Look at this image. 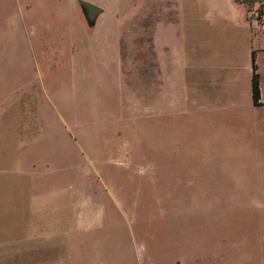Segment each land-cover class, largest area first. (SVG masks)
Instances as JSON below:
<instances>
[{
    "label": "rangeland",
    "instance_id": "1",
    "mask_svg": "<svg viewBox=\"0 0 264 264\" xmlns=\"http://www.w3.org/2000/svg\"><path fill=\"white\" fill-rule=\"evenodd\" d=\"M86 1L102 8L93 26L78 0H0V155L17 144L21 156L53 159L64 179L78 175L80 226L64 221L65 264H264V109L251 103L242 32L200 23V5L235 7ZM249 9L261 34L264 0ZM237 62L239 87L196 109L187 91ZM254 62L264 90V52ZM11 194L0 185V203ZM9 249L0 264H46Z\"/></svg>",
    "mask_w": 264,
    "mask_h": 264
},
{
    "label": "crops",
    "instance_id": "2",
    "mask_svg": "<svg viewBox=\"0 0 264 264\" xmlns=\"http://www.w3.org/2000/svg\"><path fill=\"white\" fill-rule=\"evenodd\" d=\"M229 4L237 10L234 16L228 15L226 8L223 12L221 11L223 14L219 15L216 12V7L209 8L206 4L200 5V23L202 25V22H206L210 18H217L232 24L242 32L245 54L250 57V64L245 60L243 69L250 72L251 103L256 108L264 109V90L261 80H259V100L257 104L253 102L251 95L252 55H254L255 60L256 52H264V30L258 35L253 31L255 28L253 26L255 24L261 26V23L255 17L249 16L246 3L229 0ZM218 10H220V7ZM208 11L210 14H207ZM216 13L218 17L220 16L219 18ZM255 40H259L257 46L254 44ZM152 45L154 57L153 41ZM229 67L231 71L227 75H222L220 78H216L215 81L208 82L209 84L207 83L205 87H191L187 91V99L192 98L191 102L196 109L204 111L210 107L214 108L216 97L222 96L228 87H239L241 64L238 62L231 63ZM204 75L202 72V81H204ZM155 99L153 91V118L158 113ZM47 136L48 134L44 133L42 139L44 137L46 140ZM53 136L55 143H59L58 134L55 133ZM32 140L34 139H31L30 144L35 146L36 140ZM30 144L28 143V145ZM17 150V144H15L0 155L2 162L13 161L16 163L13 169L0 167V185L12 190L11 199L8 201L4 199L0 203V219H2L0 220V248L10 247L9 251L14 258L15 253L32 249L40 253V260H45L46 264L57 262L65 264L69 260L63 258L64 246L61 237L64 235V221H67L68 229L71 226L73 230L74 228L77 230L80 226V186L77 183L78 181L74 180V176L78 177V175L72 171L71 178L64 179V175L60 174L62 169L57 167L53 159L37 157L35 153L25 157L17 154ZM25 162L26 167L24 169ZM60 183H64L65 186L67 183L68 186L65 191L59 190ZM87 204L90 206L91 203ZM90 209L88 207L87 211L84 210L87 217L90 215ZM34 240L43 241V243H32ZM47 254L51 256H47Z\"/></svg>",
    "mask_w": 264,
    "mask_h": 264
},
{
    "label": "water",
    "instance_id": "3",
    "mask_svg": "<svg viewBox=\"0 0 264 264\" xmlns=\"http://www.w3.org/2000/svg\"><path fill=\"white\" fill-rule=\"evenodd\" d=\"M83 14L85 16L86 22L89 26H93L102 12V8L94 3L88 2L86 0H78Z\"/></svg>",
    "mask_w": 264,
    "mask_h": 264
},
{
    "label": "trees",
    "instance_id": "4",
    "mask_svg": "<svg viewBox=\"0 0 264 264\" xmlns=\"http://www.w3.org/2000/svg\"><path fill=\"white\" fill-rule=\"evenodd\" d=\"M237 1L246 3L248 10H250L249 9L250 0H237ZM252 67H253V72H252V77H251V95H252L253 102L257 104L259 100V77H258V73L256 72L254 55H252Z\"/></svg>",
    "mask_w": 264,
    "mask_h": 264
}]
</instances>
